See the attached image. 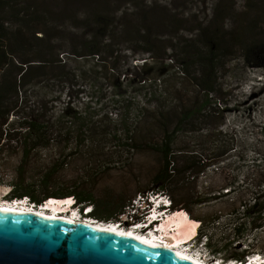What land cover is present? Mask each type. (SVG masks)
Here are the masks:
<instances>
[{
	"label": "rangeland",
	"instance_id": "obj_1",
	"mask_svg": "<svg viewBox=\"0 0 264 264\" xmlns=\"http://www.w3.org/2000/svg\"><path fill=\"white\" fill-rule=\"evenodd\" d=\"M29 4L45 17L39 27L53 35L64 51H69L68 39L86 32L84 26L98 14L116 28L109 38L116 44V63L128 74L126 78H135L136 72L140 78L152 80L167 72L160 79L161 89L167 92L161 100L162 114L154 115L152 103L146 102V117L139 120L133 133V148L127 151L117 142L103 141L102 151L110 159L106 162L112 163H106L109 167L96 174L95 192L100 198L119 199L132 206L138 197H147L154 189L153 178L163 166L156 150L161 132L173 130L182 113L202 96L192 81L194 70L183 62L184 45L193 44L200 31L216 32L221 37L229 55L218 73L220 96L211 95L212 107L220 111L207 126L211 137L194 124L177 134L171 148L178 154L216 142L230 149L221 160L211 162L203 174L187 182L196 181L201 202L191 208L192 217L203 221L198 226L188 218L196 222L197 231L190 250L198 257L203 255L200 241L206 235L212 249L224 250L221 256L206 253V260H212V256L229 260L230 255L243 251L264 258V58L257 60L260 66H251L253 62L243 50L249 44L264 49V0H29ZM53 26L56 30L49 31ZM65 100L63 96L61 103ZM27 106L33 110L36 105L30 100ZM111 117L116 119L115 115ZM14 119L10 117L9 122ZM192 127L197 130L190 133ZM219 131L227 134L219 136ZM0 145L1 199L10 198V183L20 167L24 166L26 177L31 178L54 159V152L48 151L32 153L24 160L18 135ZM205 156L209 162L214 160L210 153ZM86 165V160L70 163L65 171L67 178H84ZM176 210L169 213L183 211ZM127 215L125 212L121 218L129 221Z\"/></svg>",
	"mask_w": 264,
	"mask_h": 264
},
{
	"label": "trees",
	"instance_id": "obj_2",
	"mask_svg": "<svg viewBox=\"0 0 264 264\" xmlns=\"http://www.w3.org/2000/svg\"><path fill=\"white\" fill-rule=\"evenodd\" d=\"M43 18L29 0H0V144L18 135L24 160L35 152H54V159L39 168L34 177L27 178L25 167L19 168L10 183V198L27 196L35 203L50 197L72 198L81 211L90 207V217L116 221L125 212L130 215L133 206L119 199L100 198L95 192L96 174L109 167L106 163H112L106 162L110 159L102 151L103 141L117 142L120 149L127 151L133 148V133L139 120L146 117V102L152 103L154 115L162 114L161 100L167 92L161 89L160 79L167 72L152 80L140 78L136 72L135 78H126L128 74L116 63V44L109 38L116 28L101 15H93V22L84 26L86 32L68 39V52L39 27ZM53 29L56 27L49 31ZM197 37L193 44L184 45L182 58L188 69L194 70L192 81L202 96L194 107L182 113L173 130L161 132L163 137L156 150L163 166L153 178L154 189L150 193L165 195L170 200V210H183L202 226L201 219L192 217L191 208L201 202L196 181L187 182L203 174L211 162L221 160L230 149L216 142L211 147L198 145L197 151L178 154L171 148L184 128L197 124L208 131L211 118L219 116L220 111L212 107L211 95H219L218 73L229 54L216 32L200 31ZM261 48L252 44L243 47L246 58L253 62L251 66H260L257 60L264 58ZM63 96L66 100L61 103ZM30 100L36 105L33 110L27 106ZM114 115L116 119L111 117ZM10 117L15 119L9 122ZM195 130L197 127L188 129L190 133ZM224 134L227 133L218 132L219 136ZM206 153L214 160L207 161ZM82 160L88 164L86 176L68 179L66 168ZM246 210L248 213L251 207ZM190 219L187 223L195 227L196 222ZM200 230L199 227L198 233ZM196 232L194 228L192 236ZM204 236L211 253L221 255L222 249H212L210 239ZM247 254L243 251L228 258L242 261Z\"/></svg>",
	"mask_w": 264,
	"mask_h": 264
},
{
	"label": "water",
	"instance_id": "obj_3",
	"mask_svg": "<svg viewBox=\"0 0 264 264\" xmlns=\"http://www.w3.org/2000/svg\"><path fill=\"white\" fill-rule=\"evenodd\" d=\"M3 209L0 264H196L84 223Z\"/></svg>",
	"mask_w": 264,
	"mask_h": 264
},
{
	"label": "bare ground",
	"instance_id": "obj_4",
	"mask_svg": "<svg viewBox=\"0 0 264 264\" xmlns=\"http://www.w3.org/2000/svg\"><path fill=\"white\" fill-rule=\"evenodd\" d=\"M1 194L2 192L0 191V197H1ZM157 200L158 199H156L155 201ZM59 205L58 206L57 205H52V206L47 205L44 208H41L39 211L37 210L30 211L26 209L25 207H21V206L20 207H15V206L5 207V205L1 204V198H0V209L1 210L3 208H4L3 210H14L12 209L14 207L16 208V210L14 211L30 213L38 217L60 218V219L69 220V221L74 219L73 221H76L75 218L77 217L75 216L74 213H72L69 216L70 218H68V214H69L68 207L64 209L63 206L59 207ZM173 213H176V214L170 217V215ZM166 216L167 217L165 218V221L163 218V220H160L157 224H154L156 228L153 231L151 230V232L145 235L139 234V232L137 231L138 229L136 230L134 228V229L124 230L121 225L117 226L111 222H107L109 224H107L106 222H102V223L89 222V224H86V225L91 224L90 226L96 229L114 232L115 234L136 239L137 241L146 243L153 247L166 249L170 253L178 257H181L185 260L196 263V264H207L204 261L197 260L198 258H196L195 256H192L190 249L183 247L187 244L188 240H191L192 233L194 230V227H192L191 225L187 223V220H188L187 215L185 216V213L183 212H171L169 215L166 214ZM78 223H81V221L78 220ZM160 231H162L161 233L163 235L162 238L158 236ZM190 231H191V234H190Z\"/></svg>",
	"mask_w": 264,
	"mask_h": 264
},
{
	"label": "built area",
	"instance_id": "obj_5",
	"mask_svg": "<svg viewBox=\"0 0 264 264\" xmlns=\"http://www.w3.org/2000/svg\"><path fill=\"white\" fill-rule=\"evenodd\" d=\"M156 197H157L156 194H154V195L150 194L147 197H141L140 196V197H138V200L136 202H134L133 204H135V203H148L149 201H152L153 199H157ZM71 199L72 198H64L63 200L47 199L45 201H42L41 203H35V202H32L29 197L23 196V197H18V198H11V199H1V204L5 205V207H7V206L20 207L21 206V207H25L26 209H28L30 211H32V210L39 211L41 208H44L47 205L48 206H52V205H57L58 206L60 204L59 207L63 206L64 209L66 207H68V210H69L70 208L71 209L74 208V207H71V205L74 203V201L70 202ZM162 199H164V201L167 202V204H164V205L166 206L165 209L167 211H169L170 207H168V204H170V200H168V198L165 195H163ZM12 209L16 210V208H14V207ZM89 210H90V207L89 208H85L82 211L78 207V209L75 210L76 213L78 214L76 216L77 218H75L76 221H73L74 219H72L71 221L78 222V220H80L81 223H84V224H89V222H95V223H98V222L102 223L103 222V221H98L95 218L90 217V215L87 214V212ZM172 212H174V211H172ZM175 214L176 213L171 214L170 217L174 216ZM70 215L71 214H68V218H70L69 217ZM186 215L187 214L185 213V216ZM124 222L125 221L121 218V216L117 217L116 221H111V223H113V224H115L117 226L121 225L122 228L124 227ZM194 239H195V234L192 236V240L187 242V244L185 245L186 246L185 248L191 249V247L193 246V244H192L193 242L192 241ZM206 242H207V238L205 236H203L202 240L200 241V246H203L204 247L203 249L206 252L203 251V253H202L203 255H201L203 259H197V260L204 261L207 264H264V258L261 255H259V254L248 255L242 261H239V260H225V259H222L220 257L217 258L215 256H212V258H213L212 260H206V255H207L206 253H208V252L211 253V251L209 249H208L209 251H207V247L205 246ZM192 256H195V255L192 254ZM216 256H221V255L217 254ZM196 258H198V257H196Z\"/></svg>",
	"mask_w": 264,
	"mask_h": 264
},
{
	"label": "clouds",
	"instance_id": "obj_6",
	"mask_svg": "<svg viewBox=\"0 0 264 264\" xmlns=\"http://www.w3.org/2000/svg\"><path fill=\"white\" fill-rule=\"evenodd\" d=\"M157 195V199L159 200H157V204L156 205H159L160 207H161V210H163L164 211V207H165V205L164 204H167V202L166 201H164V199H162V198H159L161 195H158V194H156ZM72 201H74L73 199H71L70 200V202H72ZM75 203V202H74ZM73 203V204H74ZM72 204V205H73ZM145 204H148V203H135V204H133V211H131L130 212V215H129V213H128V215H127V217L129 216V221L126 219V221L124 222V226H125V224L126 223H128V222H131L133 219H135L136 218V216H137V214H138V211H139V209H142L143 207H144V205ZM171 204V203H170ZM71 205V207H74V208H70L69 210H68V212L70 213V214H72V213H74L75 214V216H77L78 214L76 213V211L75 210H77L78 209V207L76 206V203H75V205H73L72 206ZM171 208V207H170ZM169 208V209H170ZM166 210V209H165ZM90 211V213H91V210H89ZM88 211V212H89ZM170 211V210H169ZM169 211H167V215H169ZM87 212V214H90V213H88ZM136 214V215H135ZM126 217V218H127ZM124 228V227H123ZM192 254H194L196 257H198L197 255H196V253L195 252H191Z\"/></svg>",
	"mask_w": 264,
	"mask_h": 264
},
{
	"label": "flooded vegetation",
	"instance_id": "obj_7",
	"mask_svg": "<svg viewBox=\"0 0 264 264\" xmlns=\"http://www.w3.org/2000/svg\"><path fill=\"white\" fill-rule=\"evenodd\" d=\"M8 199H11V198H8ZM136 219V218H135ZM135 219L133 220V221H135ZM128 225H130V224H128Z\"/></svg>",
	"mask_w": 264,
	"mask_h": 264
}]
</instances>
